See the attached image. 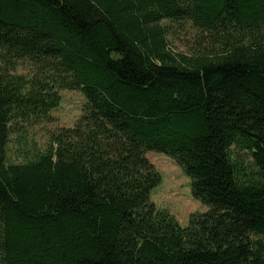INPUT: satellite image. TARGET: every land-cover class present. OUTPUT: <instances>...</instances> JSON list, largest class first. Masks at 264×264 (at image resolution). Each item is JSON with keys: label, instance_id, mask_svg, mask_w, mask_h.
<instances>
[{"label": "trees", "instance_id": "16d2710c", "mask_svg": "<svg viewBox=\"0 0 264 264\" xmlns=\"http://www.w3.org/2000/svg\"><path fill=\"white\" fill-rule=\"evenodd\" d=\"M174 23L198 31L189 53ZM60 90L80 118L8 163ZM147 152L207 207L186 227L151 202ZM262 236L264 0H0V264H264Z\"/></svg>", "mask_w": 264, "mask_h": 264}, {"label": "rangeland", "instance_id": "374dc122", "mask_svg": "<svg viewBox=\"0 0 264 264\" xmlns=\"http://www.w3.org/2000/svg\"><path fill=\"white\" fill-rule=\"evenodd\" d=\"M198 31L189 23L172 24L168 30L167 48L176 53H189L196 46ZM30 66L20 62L12 73L28 75ZM58 106L50 112L52 121L36 126H24L19 134H10L6 146L8 163H21L33 158L35 153L45 151L52 133L61 128H71L82 114L84 97L80 91L60 90ZM147 160L160 174L159 184L150 193L151 202L158 208L167 211L181 227L188 225L191 214H202L207 207L194 199L190 190V179L170 157L147 152ZM264 241V236L261 237Z\"/></svg>", "mask_w": 264, "mask_h": 264}]
</instances>
